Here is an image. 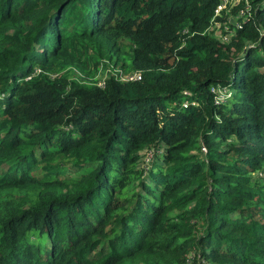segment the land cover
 I'll use <instances>...</instances> for the list:
<instances>
[{
	"label": "trees",
	"instance_id": "1",
	"mask_svg": "<svg viewBox=\"0 0 264 264\" xmlns=\"http://www.w3.org/2000/svg\"><path fill=\"white\" fill-rule=\"evenodd\" d=\"M219 2L0 0V264H264V0Z\"/></svg>",
	"mask_w": 264,
	"mask_h": 264
},
{
	"label": "built area",
	"instance_id": "2",
	"mask_svg": "<svg viewBox=\"0 0 264 264\" xmlns=\"http://www.w3.org/2000/svg\"><path fill=\"white\" fill-rule=\"evenodd\" d=\"M219 5L217 6L215 10V15L213 18V24L210 28L211 31L216 36L221 37L223 40H228L232 35L233 32H236L238 28H241L243 25V22L245 20V17L247 16V13L249 12V8L246 9H241L237 14L232 13V9L235 5L238 4V0H219ZM234 5V6H233ZM225 11V12H224ZM250 14V13H249ZM225 16H228V21L230 23H223L222 20H219L218 18H224ZM229 24H232L230 26ZM225 32V34H224ZM140 77L139 72L133 73V76L130 78H127L126 80H134ZM104 80L99 81L98 85L103 86ZM214 91H218L219 93L217 94V102H225L227 99H229L233 95L232 90H228L226 88H220L216 89L213 88ZM187 93V92H186ZM188 102H184V106H186ZM203 149L206 151V148L203 147ZM153 152L149 151V156L152 157ZM148 160V159H147Z\"/></svg>",
	"mask_w": 264,
	"mask_h": 264
},
{
	"label": "rangeland",
	"instance_id": "3",
	"mask_svg": "<svg viewBox=\"0 0 264 264\" xmlns=\"http://www.w3.org/2000/svg\"><path fill=\"white\" fill-rule=\"evenodd\" d=\"M100 67L101 68L93 71L92 75H90L91 78H87L88 77L87 76L86 77L87 79L85 81H88V82H90V81H96V82L103 81L107 77H110V75L113 73H118L120 75L121 79H127V78H130L133 76V71H124V70H122V68L116 67L114 65H110L108 67H103V65H101ZM256 176H259V174L256 173ZM262 176H264V174Z\"/></svg>",
	"mask_w": 264,
	"mask_h": 264
}]
</instances>
